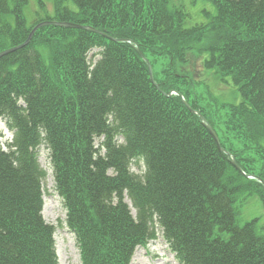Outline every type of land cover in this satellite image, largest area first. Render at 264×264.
I'll return each mask as SVG.
<instances>
[{
	"label": "trees",
	"instance_id": "16d2710c",
	"mask_svg": "<svg viewBox=\"0 0 264 264\" xmlns=\"http://www.w3.org/2000/svg\"><path fill=\"white\" fill-rule=\"evenodd\" d=\"M167 1L0 0V51L42 19L125 38L151 63L172 60L158 90L130 43L54 25L0 58V120L12 132L0 141V264H59L55 226L42 213V147L81 264H129L160 232L179 264H264V223L238 217L250 199L264 208L263 185L167 95L190 101L194 60L179 57L205 53L203 66L239 101L223 104L224 114L216 103L213 118L193 90L189 104L241 170L264 182V0H208L213 28L200 31L181 27L182 11L167 14Z\"/></svg>",
	"mask_w": 264,
	"mask_h": 264
},
{
	"label": "rangeland",
	"instance_id": "374dc122",
	"mask_svg": "<svg viewBox=\"0 0 264 264\" xmlns=\"http://www.w3.org/2000/svg\"><path fill=\"white\" fill-rule=\"evenodd\" d=\"M46 3L48 8L51 7L49 1ZM167 7H169L166 11L167 14H171L174 8L176 12L182 11L185 21L181 27H187L190 29L193 28L192 26H197L196 29L200 31L204 30L209 23L210 27L213 28L211 24L213 23L212 20L215 16V8L214 5H212L208 0H194L193 2L191 0H170V2L167 3ZM33 8L34 4L30 3V7H28L26 10V15L29 20L32 19L33 15L31 14L30 9L33 10ZM183 11H185V13ZM40 16L43 17L42 14H40ZM41 21L43 20L40 19L35 22L33 20L32 22H34L33 25L35 26ZM192 50L189 51L192 52ZM93 51H95V49L92 50V52ZM189 51L186 53V56L184 55L183 58L179 57L178 54L175 55L183 60H185V58L194 60L193 68L196 70L197 74L194 79L197 82L191 89H189L191 93L189 96L190 101H188L191 102L193 100V91H195V94H198V105L206 107V110L212 116L211 118L214 117V106L216 103L218 105L222 104V107L219 111L224 114L226 111L225 108H223V104L229 106L230 103L232 104L239 101L236 90L231 84H227L220 79L215 80L213 70L207 69L203 66V60L200 58H206L205 53H200L201 57L198 55V57L196 56L193 58L194 55L189 53ZM141 53L143 54V52ZM151 61L152 63L150 61L149 62L151 70L153 69V79L155 80V78L161 79L164 76V71H166L170 61L172 60L170 55L165 53L162 55H153ZM4 126V120L1 119L0 141H3L2 136L10 138L12 135L11 130H7ZM2 128L5 129L3 130ZM260 144L264 146V138L260 140ZM39 163L46 171V177L43 180V189L45 193L43 196L44 206L42 213L44 219L48 223L55 226V248L59 264H81L78 245L72 233H70L65 226L66 209L61 198L53 190V178L51 174L49 157L45 148L43 147L39 151ZM131 168V170L135 172L137 169L139 170V168H137V166L134 164H132ZM133 213L135 215V211H133ZM238 217L240 224L246 220L256 217L259 218L260 223H264V208L262 205H260L256 198L250 199L242 205ZM129 264H178V262H176L173 252H170L169 246L162 238L160 232L155 239L150 240V243L147 246H139L134 250Z\"/></svg>",
	"mask_w": 264,
	"mask_h": 264
},
{
	"label": "water",
	"instance_id": "95a60500",
	"mask_svg": "<svg viewBox=\"0 0 264 264\" xmlns=\"http://www.w3.org/2000/svg\"><path fill=\"white\" fill-rule=\"evenodd\" d=\"M46 25H54V26H58V27H68V28H77V27H80V28H83L87 31H92V32H95V33H100L102 34L103 36H105L106 38H110L114 41H117V42H120V41H126L128 43H131L130 41H127V39L125 38H113L112 36L106 34L105 32L103 31H100V30H97L95 28H93L92 26H82L80 24H74L72 22H62V21H55V20H44V21H41L39 23H37L32 29L31 31L29 32L26 40L21 43V44H18V45H15V46H12V47H9V48H6L4 50H1L0 51V58L8 53H11L19 48H22L24 47L25 45H27V43L30 41V39L32 38L34 32L39 29L40 27L42 26H46ZM133 47H134V50L138 53V55L140 56L141 59H143L146 63H147V67H148V72H149V79H150V82H152V84H154L156 87H157V83L153 80V71L151 70V66H150V63L149 61H147V59L143 56V54L141 53V51H139L138 47L133 44ZM180 95V94H179ZM181 99H182V102L184 103L185 107L188 108L191 112L195 113L197 116L200 117L201 119V123L204 124V126L206 127V129L208 130V133H210L214 139V142L217 144V147L219 150H222L225 154L229 155L230 159V164H233V166L241 173V174H245L240 166L238 164H236L235 160H234V157L231 156L230 153H228L225 149H223L220 145V143L218 142V138H217V134L214 132L212 126L206 122L203 118V116L201 115L200 112H197L196 110L192 109L190 107V105L188 104V102H186L185 100H183L182 98V95H180ZM245 176L247 177H250V178H255L257 179L262 185H263V188H264V182L256 175L252 176V175H248V174H245Z\"/></svg>",
	"mask_w": 264,
	"mask_h": 264
},
{
	"label": "clouds",
	"instance_id": "9594fccd",
	"mask_svg": "<svg viewBox=\"0 0 264 264\" xmlns=\"http://www.w3.org/2000/svg\"><path fill=\"white\" fill-rule=\"evenodd\" d=\"M132 46H133V42L131 41V43H130ZM138 54V53H137ZM140 57V56H139ZM145 57V56H144ZM146 58V57H145ZM98 59V58H97ZM147 59V58H146ZM143 60V59H142ZM144 61V60H143ZM148 61V60H147ZM146 63V62H145ZM150 63V62H149ZM146 65H147V63H146ZM147 72H148V67H147ZM149 73V72H148ZM150 80V79H149ZM154 80V79H153ZM155 81V80H154ZM156 82V81H155ZM157 83V82H156ZM154 85V84H153ZM157 89L159 90V85H158V83H157ZM182 95V93H180L178 90H170L169 91V93H167V95H177L180 99H181V97H180V95ZM182 98H183V100H185L184 99V97L182 96ZM186 101V100H185ZM181 102H182V99H181ZM184 104V103H183ZM188 104H189V102H188ZM190 105V104H189ZM191 107V106H190ZM192 108V107H191ZM193 109V108H192ZM195 110V109H194ZM197 111V110H196ZM197 112H199V111H197ZM201 113V112H200ZM201 115H202V113H201ZM203 116V115H202ZM199 117V116H198ZM200 118V117H199ZM204 118V117H203ZM201 120V119H200ZM205 120V119H204ZM206 121V120H205ZM207 122V121H206ZM210 124V123H209ZM204 125V124H203ZM211 125V124H210ZM212 126V125H211ZM212 128H213V126H212ZM213 130H214V128H213ZM208 131V130H207ZM214 132H215V130H214ZM216 133V132H215ZM217 134V133H216ZM212 136V135H211ZM213 138V137H212ZM217 138H218V135H217ZM214 140V139H213ZM218 142H219V140H218ZM217 145V144H216ZM221 145V144H220ZM222 147V146H221ZM223 148V147H222ZM223 149H225V148H223ZM226 150V149H225ZM220 151H222V150H220ZM227 151V150H226ZM228 152V151H227ZM229 153V152H228ZM231 154V153H230ZM227 155V154H226ZM231 156H233V155H231ZM228 157H229V155H228ZM229 159H230V157H229ZM235 160V159H234ZM230 162V161H229ZM236 162V161H235ZM237 164V163H236ZM233 165V164H232ZM241 168V167H240ZM244 172V171H243ZM245 175V174H244ZM253 176V175H252ZM247 177V176H246ZM248 178H250V177H248ZM260 178V177H259ZM251 179H253V178H251ZM261 179V178H260ZM257 180V179H256ZM262 180V179H261ZM263 181V180H262Z\"/></svg>",
	"mask_w": 264,
	"mask_h": 264
},
{
	"label": "bare ground",
	"instance_id": "6f19581e",
	"mask_svg": "<svg viewBox=\"0 0 264 264\" xmlns=\"http://www.w3.org/2000/svg\"><path fill=\"white\" fill-rule=\"evenodd\" d=\"M2 129H3V128H2ZM4 129H5V128H4ZM4 129H3V130H4ZM4 132H5V131H4ZM5 137H6V136H5Z\"/></svg>",
	"mask_w": 264,
	"mask_h": 264
}]
</instances>
